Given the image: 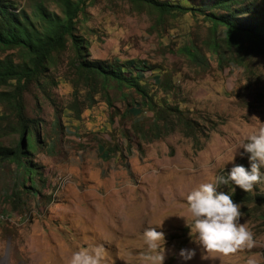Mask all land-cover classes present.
<instances>
[{
  "label": "rangeland",
  "instance_id": "rangeland-1",
  "mask_svg": "<svg viewBox=\"0 0 264 264\" xmlns=\"http://www.w3.org/2000/svg\"><path fill=\"white\" fill-rule=\"evenodd\" d=\"M11 1L19 10L43 2L61 12L60 0ZM158 1L193 8L206 2ZM77 35L90 61H141L151 68L145 77L155 110L132 90L105 91L82 81L70 42L55 54L47 75L24 95L37 141L32 160L43 174L35 178L39 193H23L15 202V166L0 170V264H68L74 251L88 246L103 248L105 264H150L142 233L159 225L163 264H246L250 257L264 264V180L243 190L251 198L241 206L240 222L253 233L252 248L206 253L185 223L192 219L186 201L191 190L249 163L241 146L264 126V54H232L223 47L221 63L212 45L224 33L216 36L204 18L161 15L129 0H87ZM186 45L197 48L202 63L183 53ZM8 56L19 54L0 52V59ZM163 102L182 115L161 112ZM154 111L164 113L173 131L158 136ZM5 115L9 111L0 106V119ZM20 139L13 134L0 141L15 146ZM241 190L232 182L217 189ZM182 248L196 255L183 261Z\"/></svg>",
  "mask_w": 264,
  "mask_h": 264
},
{
  "label": "trees",
  "instance_id": "trees-1",
  "mask_svg": "<svg viewBox=\"0 0 264 264\" xmlns=\"http://www.w3.org/2000/svg\"><path fill=\"white\" fill-rule=\"evenodd\" d=\"M60 1L59 14L50 11L43 2H35L31 11H27L19 10L11 0H0V52L16 50L19 54L17 59L12 56L0 59V106L9 111V115L0 119V122H7L6 126L0 123V139L13 134L21 138L15 146H7L0 141V170L15 166L18 184L14 186L10 198L17 203H20L23 193H39L34 188L35 178L43 176L41 168L32 160L37 141L33 139L31 130L34 122L26 115L24 95L32 84L39 83L47 75L54 55L64 52L69 42L75 54L76 71L82 81L89 86H101L105 91L132 90L140 95L142 105L155 110L145 77L146 71L151 68L141 61L121 63L116 60L108 64L88 60L87 44L77 35L78 18L87 0ZM129 1L140 6L146 5L161 15L192 13L204 18L216 36L220 31L224 33L222 42L215 39L212 45L221 63L225 59L224 48L232 54H258L257 51L264 54V0H206L200 8L158 0ZM183 53L189 59L202 63L196 47L186 45ZM161 104V112L168 111L179 116L183 113L165 102ZM154 112L157 116L152 128L160 133L159 137L163 130L168 132L174 129V124L164 113ZM159 121L163 124H159ZM184 123L187 125V121ZM241 165L250 169L249 163L242 162ZM239 192L231 194L233 202L241 206L248 204L251 194L243 190ZM256 197L259 199L258 195ZM259 201L264 204V197Z\"/></svg>",
  "mask_w": 264,
  "mask_h": 264
},
{
  "label": "clouds",
  "instance_id": "clouds-1",
  "mask_svg": "<svg viewBox=\"0 0 264 264\" xmlns=\"http://www.w3.org/2000/svg\"><path fill=\"white\" fill-rule=\"evenodd\" d=\"M241 147L244 153L250 154V169L235 165L226 176L220 175L211 182L200 183L186 196L192 217L190 223L184 217L186 226L190 228L189 235L206 253L227 256L254 245L253 233L246 227V222H240L241 205L233 202L230 193L218 192L217 189L234 182L245 192H250L254 185L264 180L261 171L264 168V126L249 135ZM233 160L234 156L227 162ZM161 226L146 227L142 233L150 252L146 257L150 264H163L165 259V251H160L161 241L165 242L164 233L157 231ZM195 255V249L182 248L179 252L183 261H189ZM68 264H105L104 250L101 246L78 249L71 254ZM246 264H256V261L250 257Z\"/></svg>",
  "mask_w": 264,
  "mask_h": 264
}]
</instances>
